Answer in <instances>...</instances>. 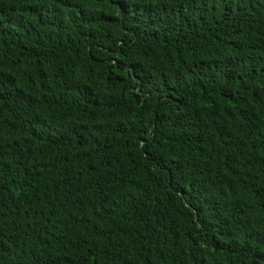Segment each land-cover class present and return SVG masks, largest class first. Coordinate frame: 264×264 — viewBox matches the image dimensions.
I'll list each match as a JSON object with an SVG mask.
<instances>
[{"label":"trees","instance_id":"obj_1","mask_svg":"<svg viewBox=\"0 0 264 264\" xmlns=\"http://www.w3.org/2000/svg\"><path fill=\"white\" fill-rule=\"evenodd\" d=\"M0 264H264V0H0Z\"/></svg>","mask_w":264,"mask_h":264}]
</instances>
